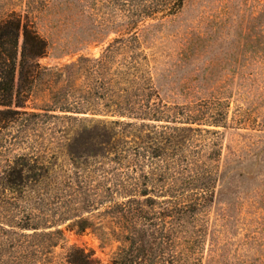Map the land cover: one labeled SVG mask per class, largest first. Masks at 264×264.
<instances>
[{
  "label": "trees",
  "instance_id": "16d2710c",
  "mask_svg": "<svg viewBox=\"0 0 264 264\" xmlns=\"http://www.w3.org/2000/svg\"><path fill=\"white\" fill-rule=\"evenodd\" d=\"M186 1L107 0L116 38L99 59L65 66L50 104L28 112L49 43L0 0V264H59L61 227L94 230L95 214L124 245L110 264L205 263L222 178L216 129L229 108L167 103L139 40L141 27L178 16ZM62 264L101 263L72 247Z\"/></svg>",
  "mask_w": 264,
  "mask_h": 264
},
{
  "label": "rangeland",
  "instance_id": "374dc122",
  "mask_svg": "<svg viewBox=\"0 0 264 264\" xmlns=\"http://www.w3.org/2000/svg\"><path fill=\"white\" fill-rule=\"evenodd\" d=\"M5 7L27 15L49 43L39 60L47 72L28 112L50 104L65 66L99 59L116 38L107 37V0H5ZM141 29L142 51L167 103L229 108L227 127L216 129L222 178L206 218L204 264H264V0H187L178 16ZM76 79L85 86L83 71ZM89 217L94 230L83 234L61 227L59 264L72 247L95 252L101 264L124 247L107 217Z\"/></svg>",
  "mask_w": 264,
  "mask_h": 264
}]
</instances>
